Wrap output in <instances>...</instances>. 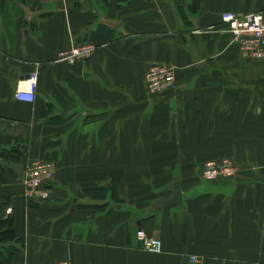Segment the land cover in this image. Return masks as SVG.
Wrapping results in <instances>:
<instances>
[{
  "label": "crops",
  "instance_id": "1",
  "mask_svg": "<svg viewBox=\"0 0 264 264\" xmlns=\"http://www.w3.org/2000/svg\"><path fill=\"white\" fill-rule=\"evenodd\" d=\"M192 1L0 0V155L21 154L0 157L10 264H264V61L242 58L220 22L264 0ZM84 42L89 59L57 61ZM154 64L175 68V90L145 91ZM34 71V101H16ZM222 159L235 176L204 181ZM30 161L52 165L44 201L23 195ZM175 184L181 204L156 205ZM96 188L104 199L82 194Z\"/></svg>",
  "mask_w": 264,
  "mask_h": 264
},
{
  "label": "built area",
  "instance_id": "2",
  "mask_svg": "<svg viewBox=\"0 0 264 264\" xmlns=\"http://www.w3.org/2000/svg\"><path fill=\"white\" fill-rule=\"evenodd\" d=\"M222 20L228 25V31L237 42L239 50L244 57L264 60V13L259 15H248L238 17L234 14H224ZM94 51L91 42H84L70 46L60 52L59 59L69 64L76 61L86 60ZM36 74H32L28 82L27 90H17L15 98L21 102H32L34 99ZM144 82L149 93H156L166 89H173V71L168 66H153L144 76ZM237 167L229 160L225 159L220 163L205 164L202 175L207 180L226 178L236 171ZM53 173L52 166L48 163L34 162L30 164L21 180L23 195L27 201H44L48 198L47 188ZM11 212V208L5 210L6 216ZM138 239L143 240L144 247L150 252H159L160 245L154 240H146L142 233H138ZM57 264H68L60 262ZM188 264H202L194 256L189 257Z\"/></svg>",
  "mask_w": 264,
  "mask_h": 264
},
{
  "label": "trees",
  "instance_id": "3",
  "mask_svg": "<svg viewBox=\"0 0 264 264\" xmlns=\"http://www.w3.org/2000/svg\"><path fill=\"white\" fill-rule=\"evenodd\" d=\"M201 0H193L190 5L192 11H196L199 8ZM1 154V153H0ZM15 154V155H14ZM21 154L17 151L13 153H2L1 158L8 159L10 161L18 162ZM105 188L87 189L82 192L85 196H90L98 200H102L106 196ZM113 195V194H112ZM114 197V195H113ZM7 204L2 203L0 205V245H4L10 242H16L18 239L13 229V221L8 216H5V208ZM96 210V209H95ZM18 249L14 246L7 245L0 248V264H10L13 254L17 253Z\"/></svg>",
  "mask_w": 264,
  "mask_h": 264
},
{
  "label": "bare ground",
  "instance_id": "4",
  "mask_svg": "<svg viewBox=\"0 0 264 264\" xmlns=\"http://www.w3.org/2000/svg\"><path fill=\"white\" fill-rule=\"evenodd\" d=\"M227 13H230V14H234V13H232V12H225V13H222L221 14V16H220V22L225 26V30L228 32V33H230L229 31H228V25L222 20V16L224 15V14H227ZM264 13V10L263 11H259V12H257V13H251V14H247V15H245V16H242V17H246V16H248V15H259V14H263ZM235 15V14H234ZM237 16V15H236ZM238 17H240V16H238ZM230 35H231V33H230ZM231 37H232V35H231ZM232 40H233V42L237 45V48H238V52H239V55L242 57V58H244V59H248V60H258V61H264V60H262V59H254V58H247V57H244L242 54H241V52H240V50H239V46H238V44H237V42L233 39V37H232ZM93 44V43H92ZM72 45H76V44H70L66 49H68L70 46H72ZM94 45V50L96 49V45L95 44H93ZM66 49H64V50H66ZM64 50H62V51H64ZM62 51H60V52H62ZM60 52L58 53V55H57V61H60V62H64V63H66V64H68V65H72V64H69V63H67V62H65V61H62V60H60L59 59V54H60ZM94 52V51H93ZM93 52H92V54H93ZM91 57V56H90ZM89 57V58H90ZM88 58V59H89ZM87 60V59H86ZM80 61H85V60H80ZM78 61H76L75 63H77ZM75 63H73V64H75ZM153 66H168V67H170L171 69H172V71H173V76H174V85H175V87L173 88V89H166V90H163V91H160V92H156V93H149L148 92V90H147V88H146V85H145V82H144V76H145V74L147 73V71L151 68V67H153ZM36 74V81H35V89H36V84H37V78H38V72L37 71H34V72H31L29 75H28V77H27V79L25 80V87H17V89H16V91L17 90H27L28 89V80L30 79V77H31V75L32 74ZM144 76H143V83H144V88H145V91L148 93V94H159V93H162V92H164V91H170V90H175L176 89V81H175V68L173 67V66H171V65H167V64H154V65H151L147 70H146V72L144 73ZM35 89H34V99H35ZM16 91H15V93H16ZM15 93H14V99L16 100V101H19V100H17L16 98H15ZM34 99H33V101H34ZM32 101V102H33ZM21 102V101H20ZM32 102H28V103H32ZM223 160H225V159H222V160H220V161H213V162H207V163H220L221 161H223ZM34 162H40V161H30V162H28L25 166H24V176H25V172H26V170H27V168L30 166V164H32V163H34ZM40 163H46V162H40ZM207 163H205V164H207ZM49 164V163H48ZM205 164L202 166V168H201V172H200V176H201V178L204 180V181H206V182H213V181H215V180H218V179H227V178H230V177H234L235 176V174L237 173V169H236V171L233 173V175H231V176H229V177H226V178H217V179H215V180H207V179H205L204 177H203V175H202V171H203V168H204V166H205ZM51 165V164H50ZM52 166V165H51ZM53 169V168H52ZM50 179H52V176H51V178ZM50 183V182H49ZM49 185V184H48ZM47 188H48V186H47ZM49 190V189H48ZM48 195H49V193H48ZM49 197V196H48ZM138 233H142L143 234V236H144V239H146V240H150V239H154V240H156L158 243H159V245H160V250H159V252H150V251H148L145 247H144V243H143V240H139L138 239ZM136 238H137V240L139 241V242H141V244L143 245V249L146 251V252H148V253H151V254H158V253H160L161 252V243H160V241H159V239H157V238H155V237H148V236H146L145 235V233L144 232H142V231H137V233H136ZM191 256H194V257H196L197 259H199L197 256H195V255H188L187 256V264H188V259H189V257H191ZM200 260V259H199ZM201 261V260H200ZM64 262V261H63ZM67 263V262H66ZM201 263H202V261H201ZM69 264V263H68Z\"/></svg>",
  "mask_w": 264,
  "mask_h": 264
},
{
  "label": "water",
  "instance_id": "5",
  "mask_svg": "<svg viewBox=\"0 0 264 264\" xmlns=\"http://www.w3.org/2000/svg\"><path fill=\"white\" fill-rule=\"evenodd\" d=\"M173 202H176L178 205L181 204V194H180V186L179 184H175L173 193L166 197L161 198L156 201V205H168Z\"/></svg>",
  "mask_w": 264,
  "mask_h": 264
},
{
  "label": "rangeland",
  "instance_id": "6",
  "mask_svg": "<svg viewBox=\"0 0 264 264\" xmlns=\"http://www.w3.org/2000/svg\"><path fill=\"white\" fill-rule=\"evenodd\" d=\"M52 180V179H51Z\"/></svg>",
  "mask_w": 264,
  "mask_h": 264
}]
</instances>
